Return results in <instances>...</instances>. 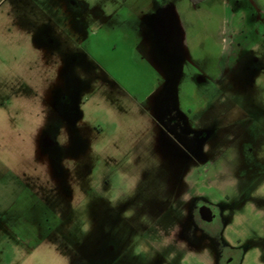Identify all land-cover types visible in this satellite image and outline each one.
I'll list each match as a JSON object with an SVG mask.
<instances>
[{
    "label": "rangeland",
    "instance_id": "obj_1",
    "mask_svg": "<svg viewBox=\"0 0 264 264\" xmlns=\"http://www.w3.org/2000/svg\"><path fill=\"white\" fill-rule=\"evenodd\" d=\"M123 1L0 0L12 18L0 24V264H12L15 248L27 253L45 241L71 264H214L215 241L193 223L196 198L227 219L223 234L241 240L244 263L264 264V34L252 18H235L240 28L217 76L222 46L212 29L189 36L191 58L174 46L168 65L161 48L151 67L138 60L134 19L124 11L99 28ZM168 109L188 112L197 138L190 156L182 137L164 129ZM231 144L249 156L238 153L230 166L228 151L217 156ZM117 169L140 180L111 207L102 193ZM141 241L148 254L133 253Z\"/></svg>",
    "mask_w": 264,
    "mask_h": 264
},
{
    "label": "crops",
    "instance_id": "obj_2",
    "mask_svg": "<svg viewBox=\"0 0 264 264\" xmlns=\"http://www.w3.org/2000/svg\"><path fill=\"white\" fill-rule=\"evenodd\" d=\"M131 1L124 0L122 7L118 10L109 14L103 13L104 22L99 24V28L105 29L106 20H115V17L124 11L123 14H128V18L134 19L133 29L136 30L137 35L135 45L141 53L138 60L151 67H157L153 63L155 59H151V54L154 50L161 48L167 51L165 57L168 65V51H171L174 46L182 52L184 59L191 58L189 36L206 34L207 29H212L211 33L215 35L217 43L222 46L216 66L217 76L224 70L225 55L233 46L234 36L240 28L238 24L232 25L235 18L241 20L252 18L254 28L264 34V2L262 0H200L198 3L190 0ZM216 20L218 21L214 23ZM215 24L216 27L212 28ZM83 25L88 26V22ZM167 38L175 41V44L169 43ZM206 40L203 38L196 42L199 50L206 49ZM200 76L204 77V81L208 79L204 72H201Z\"/></svg>",
    "mask_w": 264,
    "mask_h": 264
},
{
    "label": "flooded vegetation",
    "instance_id": "obj_3",
    "mask_svg": "<svg viewBox=\"0 0 264 264\" xmlns=\"http://www.w3.org/2000/svg\"><path fill=\"white\" fill-rule=\"evenodd\" d=\"M200 81H204V77L199 76ZM166 117V130H169L171 133H175L177 136L182 137V143H178L184 150H187V156H190L191 145L197 142L196 136L190 130L188 126V112L181 113L178 110L168 109L167 112L163 113ZM236 139H233L235 141ZM42 143L46 147H53L54 142L49 137H43ZM233 144L225 150L221 151L219 156L224 157V153L228 151V157L226 160H223V164L230 165L232 161L236 159L239 155L241 157L249 156L248 148H246V156L243 155L244 149L239 152L236 148H233ZM250 151V150H249ZM239 153V155H237ZM229 156H232V159H229ZM218 162V161H216ZM215 164V163H213ZM212 164V171L216 175L217 170L214 169ZM227 219H224L221 216V212L211 204L206 203L201 198H196L193 203V223L200 229L201 232L208 235L216 243V259L214 264H246L244 259L246 258V253L244 250L238 248L240 239L230 240L223 234L225 227L227 226Z\"/></svg>",
    "mask_w": 264,
    "mask_h": 264
},
{
    "label": "clouds",
    "instance_id": "obj_4",
    "mask_svg": "<svg viewBox=\"0 0 264 264\" xmlns=\"http://www.w3.org/2000/svg\"><path fill=\"white\" fill-rule=\"evenodd\" d=\"M262 2H264V0H262ZM106 11H111L110 6L106 8ZM11 20V17L4 16L3 13H0V24L11 23ZM6 42L7 38L3 35H0V47H4ZM85 118L87 119V117ZM104 143L105 142L94 144L92 146L93 150L100 152L104 148ZM113 155L116 154L113 153ZM229 159H232V156H229ZM127 163L131 164L132 159L129 158ZM139 180V172L133 173L117 169L113 173L112 186L110 190L102 194L108 200L111 207H116L118 202H122L123 200H126L135 194V189ZM99 183L100 178L97 176L94 186H98ZM232 183L234 184L235 181ZM229 187H231V185H229ZM258 191L264 192V185H261ZM86 203V199L81 200L79 207H83ZM131 215H133V211L131 209L124 212L125 217H130ZM90 228L91 223L88 218L86 216L81 217L80 231L86 234ZM136 239L139 240V237H136ZM168 242L169 241L167 239H163L160 241V246H166ZM149 244H151V246L154 248L157 247L156 243L154 242L149 241ZM149 252L150 248L143 241L136 243L135 247L133 248V253L137 255L148 254ZM12 264H71V257L62 253L55 243L45 241L41 245L37 246V248L27 253L22 248H15Z\"/></svg>",
    "mask_w": 264,
    "mask_h": 264
},
{
    "label": "trees",
    "instance_id": "obj_5",
    "mask_svg": "<svg viewBox=\"0 0 264 264\" xmlns=\"http://www.w3.org/2000/svg\"><path fill=\"white\" fill-rule=\"evenodd\" d=\"M193 3H198L200 0H190Z\"/></svg>",
    "mask_w": 264,
    "mask_h": 264
}]
</instances>
